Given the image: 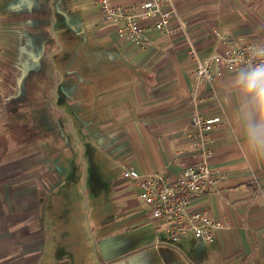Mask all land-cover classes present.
<instances>
[{"label":"crops","instance_id":"0c3cea01","mask_svg":"<svg viewBox=\"0 0 264 264\" xmlns=\"http://www.w3.org/2000/svg\"><path fill=\"white\" fill-rule=\"evenodd\" d=\"M93 3L0 0V264H138L129 254L143 249L148 264H264V157L239 132L228 95L236 70L212 64L210 83L194 71L195 55L264 42V0H172L181 28L148 29L141 50L117 38ZM72 79L82 81L90 138L67 127ZM194 114L218 117L203 135L224 180L195 200L224 226L212 242L173 243L120 172L176 175L194 162ZM87 191L102 194L113 227L83 219ZM127 239L142 245L124 252Z\"/></svg>","mask_w":264,"mask_h":264},{"label":"built area","instance_id":"2783aa9c","mask_svg":"<svg viewBox=\"0 0 264 264\" xmlns=\"http://www.w3.org/2000/svg\"><path fill=\"white\" fill-rule=\"evenodd\" d=\"M101 16L115 25L119 39L136 44L144 49L149 44L147 30L157 28L162 33L171 34L181 28L180 21L172 24L175 14L172 0H146L130 4H113L110 0H93ZM251 44L227 43L219 51L206 57L195 55V73L211 82L210 66L226 70H237L248 62ZM194 51V50H193ZM218 117H204L194 114L190 118L196 128L198 157L184 165L178 174L166 169L149 173H139L131 166L120 172L139 189V197L147 208L156 227H162L165 237L176 243L185 236H192L203 242H212L224 222L200 208L195 199L216 192L224 180V174L211 167L207 161L210 149L206 147L205 131L212 129Z\"/></svg>","mask_w":264,"mask_h":264},{"label":"clouds","instance_id":"9594fccd","mask_svg":"<svg viewBox=\"0 0 264 264\" xmlns=\"http://www.w3.org/2000/svg\"><path fill=\"white\" fill-rule=\"evenodd\" d=\"M251 59L231 76L228 95L236 100V122L248 151L264 157V42L249 46Z\"/></svg>","mask_w":264,"mask_h":264},{"label":"rangeland","instance_id":"374dc122","mask_svg":"<svg viewBox=\"0 0 264 264\" xmlns=\"http://www.w3.org/2000/svg\"><path fill=\"white\" fill-rule=\"evenodd\" d=\"M91 2H92V4H94L92 0H91ZM106 22H108V21H106ZM108 23H110V22H108ZM117 38H118V36H117ZM97 49H98L97 46H95L93 50L96 51ZM84 57H87V51L86 50L84 52ZM96 63H97L96 59L93 60V64H96ZM77 67L80 68L81 66L77 65ZM69 82H71L74 85L73 88H75V89L73 90L72 104L70 106V110H72V114L71 113L68 114V119H69L68 122L69 123H68L67 127L71 129L72 136H74L75 139L76 138L81 139V137L84 138V137H87L90 135L89 134V135L85 136V131H88L86 125H88L89 123H87V124H86V122L82 123L83 109H82L81 97H80L82 81L81 80L77 81L76 79L75 80L72 79ZM83 125H85V128L83 127ZM34 129L35 128H33V131H34ZM92 131H94V130H92ZM67 136L70 137L69 134ZM90 137H92V135H90L88 138H90ZM85 152L86 151H84V154H85ZM77 154L82 155L81 151L77 152ZM112 165H113L112 162L107 161V169L110 170V173L112 171H113V173H116L117 170H115L114 169L115 166L112 167ZM117 176H118V174H117ZM81 196H82L81 202L84 206L83 219H85L87 222L89 221V219H90V221H92L93 220L92 219L93 214H95L96 217H100V218L102 217V219H104L107 224L112 223V220H111L112 214L109 211H107V205H105L106 209L105 210L103 209L102 194H100L97 198V197H93L92 194L90 193V191H87L85 194L83 193ZM110 227H113V224H111ZM135 245H136V247H135ZM139 245H142L140 240L137 241L135 244L132 241L130 242L129 239H127V242L124 243V246L122 247V249L124 250V252L130 253L129 251H131V252L134 251V248L141 247ZM144 250L145 249H143V251L139 250L136 254H135V252H133L132 254H129V255L132 256L133 260L137 258L138 264H148L147 262L149 261V259L147 258V256H145L147 254V252H146V250L145 251Z\"/></svg>","mask_w":264,"mask_h":264},{"label":"trees","instance_id":"16d2710c","mask_svg":"<svg viewBox=\"0 0 264 264\" xmlns=\"http://www.w3.org/2000/svg\"><path fill=\"white\" fill-rule=\"evenodd\" d=\"M101 261V260H100Z\"/></svg>","mask_w":264,"mask_h":264}]
</instances>
